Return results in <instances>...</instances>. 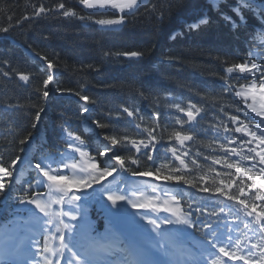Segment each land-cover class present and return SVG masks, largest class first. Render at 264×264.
<instances>
[{"label": "snow or ice", "instance_id": "obj_1", "mask_svg": "<svg viewBox=\"0 0 264 264\" xmlns=\"http://www.w3.org/2000/svg\"><path fill=\"white\" fill-rule=\"evenodd\" d=\"M78 3L89 10L87 15L66 7L64 0L52 4L48 0L37 3L25 0L31 13L16 19L14 13L7 14V24L0 23V33L10 34L24 20L61 16L91 22L102 29H115L124 26L129 17H135L143 6V0H78ZM213 7L218 8L219 4ZM255 10V0H237L232 8L236 19L222 10L221 15L234 28H239V22L245 20V11ZM145 11L157 14L161 21L165 15L156 4ZM7 12L8 7L0 5V13ZM259 15L264 19V8L259 9ZM208 22L202 16L189 28L198 29ZM250 35L253 36L250 44H255L259 51L250 47L244 62L231 63L225 68L226 75L221 77L224 90L234 92L238 103L244 106L236 111H243L245 118L220 108L228 122L220 120L207 129L216 133L207 143L215 154L203 156L197 151L189 155L191 149L186 142L196 140L198 128L203 130L197 117L205 118L201 116L204 107L192 102L186 106L177 102L169 104L185 117H176L174 124L179 128L172 127L170 131L160 130L159 112L153 113L149 124L137 115L139 109L124 107L123 113L134 118L136 135H104L93 151H89L80 134L61 124L63 150L47 153L39 146L36 155L28 159L27 166L35 173L32 180L12 179L14 173L23 174L17 169L22 158L20 155L6 158V153L0 152V198L4 205L11 208L14 199L26 208L33 206L32 222L22 223V234L9 245L8 255L12 258L7 264H264V30ZM115 55L139 59L144 53L130 51ZM36 56L49 70L57 66L47 56L38 52ZM12 74L29 82V74L11 67L0 75ZM228 74H233V81L245 83L236 87ZM36 91L46 103L50 93L70 90L57 86L50 71ZM75 95L84 102L81 111L89 113L86 106L89 96L81 92ZM36 108L31 130L24 135L5 121V139L12 137L9 143L18 139L20 153L33 152L29 143L33 139L32 130L40 125L42 114L47 115L45 107L36 105ZM19 109V105L8 104L3 111ZM93 124L98 129L109 126L98 120H93ZM117 145L125 149V154L114 150ZM158 145L163 156H154ZM200 156L210 163H200L197 159ZM109 177L114 179L105 186L104 181ZM130 177L150 180L139 183ZM82 200L100 204L109 225L104 233L81 222L86 216ZM66 205L70 206L67 211ZM66 217L77 223L65 222ZM141 222L151 226L148 242L127 230H134ZM37 234L39 239L35 238ZM67 234L72 235L69 238ZM189 238H192L190 243Z\"/></svg>", "mask_w": 264, "mask_h": 264}, {"label": "trees", "instance_id": "obj_2", "mask_svg": "<svg viewBox=\"0 0 264 264\" xmlns=\"http://www.w3.org/2000/svg\"><path fill=\"white\" fill-rule=\"evenodd\" d=\"M30 2L37 3L38 0ZM56 2L59 0H48V4ZM64 2L66 7L75 9L79 14H88L78 0ZM153 4L163 8L165 15L162 21L157 14L144 8L135 17L128 18L121 30L102 29L91 22L61 16L24 20L10 34L0 33V69L5 66L3 61L7 60L15 70L29 73L32 80L31 89L22 88L14 82L3 92V101H16L24 110L17 124L9 122L24 135L31 130L36 105L45 107L41 93L36 89L42 86L50 71L40 61L28 57L24 50L26 47L34 54L38 52L52 60L57 65L54 68L58 74L56 85L70 90L58 93L62 94L59 97L50 95L48 98L54 123L59 126L68 117L83 128L85 115L76 92L89 96L90 120L109 125L98 129L101 136L124 134L122 122L117 123L114 115L118 108L125 119L127 114L123 113L124 107L139 109L137 114L149 124L152 123L153 113L159 112L161 131H170L175 126L168 117L165 118L161 108L178 94L190 96L196 93L206 99L207 106L213 103L217 107H224L221 101L225 99L221 68L236 63L237 52L245 48L247 38L242 36L247 28L233 32L228 24L214 15L202 28L186 32L178 38L175 31L177 21L187 12L204 9V0H153L146 8L151 10ZM0 5L9 9L7 13H0V23L3 24H7V14L14 13L16 19L31 13L25 0H0ZM169 5L172 6L170 10ZM173 35L175 38H172ZM130 51L143 52L144 56L137 59L115 55ZM106 52L111 55L106 56ZM6 87L5 84L3 89ZM220 113L224 115V112ZM48 117L43 128L46 139L53 140L55 135L49 130ZM32 131L36 136L37 130ZM130 131L134 135V130ZM86 136L94 137L91 132ZM10 140L12 137L7 140L6 158L22 157L23 153L18 150V139L15 143H9ZM116 150L125 154V149L119 145ZM158 155L163 156V150Z\"/></svg>", "mask_w": 264, "mask_h": 264}, {"label": "water", "instance_id": "obj_3", "mask_svg": "<svg viewBox=\"0 0 264 264\" xmlns=\"http://www.w3.org/2000/svg\"><path fill=\"white\" fill-rule=\"evenodd\" d=\"M146 1H147V0H143V3H144V2H146ZM83 8H84V7H83ZM84 9H85V10H87V11L89 12V10H88V9H86V8H84Z\"/></svg>", "mask_w": 264, "mask_h": 264}]
</instances>
